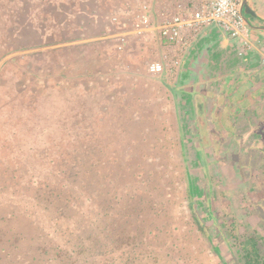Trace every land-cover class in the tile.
<instances>
[{
    "label": "rangeland",
    "instance_id": "1",
    "mask_svg": "<svg viewBox=\"0 0 264 264\" xmlns=\"http://www.w3.org/2000/svg\"><path fill=\"white\" fill-rule=\"evenodd\" d=\"M39 1L19 0L17 22L0 0V264H243L253 241L264 255L252 135L206 144L144 62L99 71L91 43L50 48L60 19Z\"/></svg>",
    "mask_w": 264,
    "mask_h": 264
},
{
    "label": "crops",
    "instance_id": "2",
    "mask_svg": "<svg viewBox=\"0 0 264 264\" xmlns=\"http://www.w3.org/2000/svg\"><path fill=\"white\" fill-rule=\"evenodd\" d=\"M45 1L47 0L39 1V5H44ZM49 1L50 8L43 6L42 11L51 21L55 20L56 14L58 15L62 36L58 42H52L47 41L49 34L44 33V42L51 43L50 48L61 47L63 51L75 48L77 52L79 48L80 54L84 53L86 44L91 43L93 61L99 63V71L111 68L128 70L137 67L138 62L140 64L144 62V68L147 70V64L152 61H161L170 66V60H164L166 55L168 59L179 58L176 78L175 68H172L171 72L167 67L162 73L147 72L155 77H165L172 87L192 88L194 91L203 88L202 91L208 93L212 80H216L220 85L231 73L236 75L232 76L234 80H238L240 75L244 77L243 79H250V75H255L256 85L264 86V45L257 46V43L264 42L263 30L247 26L246 45L242 47L236 40L221 34L216 26L207 25L197 31L185 28L182 35L183 45L166 47L164 40L160 38L159 24L170 18L178 10L179 4L184 6L190 0ZM10 4L12 19L18 22L19 0H12ZM146 13L150 15L153 25L143 28L138 33L134 24ZM16 31L19 35V25ZM63 32H66L65 36ZM121 36L124 37V45L123 49L119 50ZM121 53L122 58L117 57V54ZM228 54L235 56L230 60L225 59ZM240 56L246 60L243 62ZM258 73L260 76H257ZM262 89L260 95L264 94V87ZM256 126L258 128L255 131L258 134L264 133L263 126Z\"/></svg>",
    "mask_w": 264,
    "mask_h": 264
},
{
    "label": "flooded vegetation",
    "instance_id": "3",
    "mask_svg": "<svg viewBox=\"0 0 264 264\" xmlns=\"http://www.w3.org/2000/svg\"><path fill=\"white\" fill-rule=\"evenodd\" d=\"M247 16L246 18L252 22L254 18L250 15ZM179 62L175 67V78L178 74L176 68ZM232 76L236 77L231 73L220 85L216 80H212V86L207 91L208 93H204L203 88L194 91L192 88L183 89L178 86H173L171 92L178 100V109L181 106L186 111V115L195 118L196 125L192 126L191 131L198 132V135L199 133L211 134L208 138L204 135V143L218 141L222 148L230 146L237 149L238 139H240L237 133L251 134L252 139L248 142V147L244 149L245 146H243L242 150L247 152L249 149L252 151L256 149L258 156L264 161V133L258 134L255 131L258 128L256 125L264 127V94L260 95L264 86L256 85L255 75H250L248 80L243 79L244 77L241 75L238 80H234ZM257 76L260 74L258 73ZM245 139L246 136L240 141ZM229 143H234V145L231 146ZM245 169L247 167L243 169L244 173H246Z\"/></svg>",
    "mask_w": 264,
    "mask_h": 264
},
{
    "label": "built area",
    "instance_id": "4",
    "mask_svg": "<svg viewBox=\"0 0 264 264\" xmlns=\"http://www.w3.org/2000/svg\"><path fill=\"white\" fill-rule=\"evenodd\" d=\"M239 5L240 0H190L184 6L179 4L178 10L170 18L159 24L160 38L164 40L166 47L182 46V35L185 28L197 31L206 25L216 23L227 33L228 37L236 40L243 47L246 45L245 31L247 25L241 17ZM152 25L150 15L146 13L138 18L134 28L140 33L143 28ZM119 42L118 49L122 50L123 36L120 37ZM164 58L165 61L170 60V66L161 61H152L147 64V71L155 74L164 71L167 67L171 72V69L178 64L179 58L171 57L168 59L166 55Z\"/></svg>",
    "mask_w": 264,
    "mask_h": 264
},
{
    "label": "water",
    "instance_id": "5",
    "mask_svg": "<svg viewBox=\"0 0 264 264\" xmlns=\"http://www.w3.org/2000/svg\"><path fill=\"white\" fill-rule=\"evenodd\" d=\"M240 13H241V17L244 20L245 24L247 26H251L256 30H263L264 31V16L261 15L260 13H258L251 4L250 0H240ZM246 15H250L253 18H255L256 20H258L260 23L257 25H252L250 24V22L248 21V19L246 18Z\"/></svg>",
    "mask_w": 264,
    "mask_h": 264
},
{
    "label": "trees",
    "instance_id": "6",
    "mask_svg": "<svg viewBox=\"0 0 264 264\" xmlns=\"http://www.w3.org/2000/svg\"><path fill=\"white\" fill-rule=\"evenodd\" d=\"M193 219L196 223L197 229L203 232L204 226L202 225L196 214H193ZM245 251L246 252L242 257L243 264H264V255H260V253L258 252L256 242H252L251 250L248 251L245 249Z\"/></svg>",
    "mask_w": 264,
    "mask_h": 264
}]
</instances>
